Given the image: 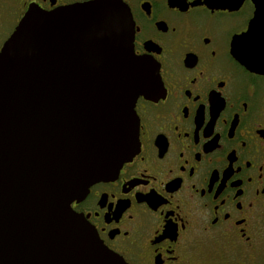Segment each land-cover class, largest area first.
I'll return each mask as SVG.
<instances>
[{
  "label": "flooded vegetation",
  "instance_id": "flooded-vegetation-1",
  "mask_svg": "<svg viewBox=\"0 0 264 264\" xmlns=\"http://www.w3.org/2000/svg\"><path fill=\"white\" fill-rule=\"evenodd\" d=\"M90 1L0 0V51L28 11ZM116 1L157 97L136 102L138 152L74 210L128 264H264V71L234 53L264 46V0Z\"/></svg>",
  "mask_w": 264,
  "mask_h": 264
},
{
  "label": "water",
  "instance_id": "water-1",
  "mask_svg": "<svg viewBox=\"0 0 264 264\" xmlns=\"http://www.w3.org/2000/svg\"><path fill=\"white\" fill-rule=\"evenodd\" d=\"M131 19L116 0L32 9L3 45L0 264H128L72 203L138 152L136 101L157 97ZM234 53L264 71V46Z\"/></svg>",
  "mask_w": 264,
  "mask_h": 264
},
{
  "label": "rangeland",
  "instance_id": "rangeland-1",
  "mask_svg": "<svg viewBox=\"0 0 264 264\" xmlns=\"http://www.w3.org/2000/svg\"><path fill=\"white\" fill-rule=\"evenodd\" d=\"M263 245H264V242H263Z\"/></svg>",
  "mask_w": 264,
  "mask_h": 264
}]
</instances>
